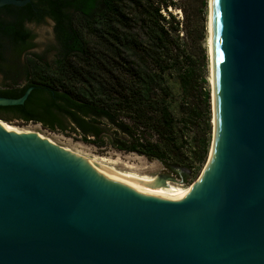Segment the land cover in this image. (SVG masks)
Returning a JSON list of instances; mask_svg holds the SVG:
<instances>
[{"label": "water", "instance_id": "95a60500", "mask_svg": "<svg viewBox=\"0 0 264 264\" xmlns=\"http://www.w3.org/2000/svg\"><path fill=\"white\" fill-rule=\"evenodd\" d=\"M211 45L215 152L194 190L0 124V264H264V0H211Z\"/></svg>", "mask_w": 264, "mask_h": 264}, {"label": "trees", "instance_id": "16d2710c", "mask_svg": "<svg viewBox=\"0 0 264 264\" xmlns=\"http://www.w3.org/2000/svg\"><path fill=\"white\" fill-rule=\"evenodd\" d=\"M174 0H31L1 6L7 13L0 66L17 54V76L6 75L0 96L23 104L0 106V118L70 131L85 143L198 169L206 162L211 92L205 69L207 0L183 20ZM186 13V12H185ZM192 15V17H191ZM199 16V23L193 20ZM50 17L56 56L41 63L27 22ZM8 38V39H9ZM12 68V66H11ZM199 170V169H198Z\"/></svg>", "mask_w": 264, "mask_h": 264}, {"label": "rangeland", "instance_id": "374dc122", "mask_svg": "<svg viewBox=\"0 0 264 264\" xmlns=\"http://www.w3.org/2000/svg\"><path fill=\"white\" fill-rule=\"evenodd\" d=\"M176 2V7L172 8V12L181 20L184 19L185 15L187 13H191L192 11L198 13L199 11L195 10V8H200L202 5L203 0H174ZM186 12V13H185ZM206 19V40L203 43V47H205V51L207 53V66L205 69V74L207 77V86L210 89V92L212 91L211 96V106H212V113H211V129L208 133V141H209V150H210V144L212 143V135H213V119H214V111H213V86L211 82V72H212V58L210 56V40H209V0H207V6L205 7L203 15ZM192 17V15H191ZM192 24L199 23L200 17L197 16ZM54 21L50 18H44L40 22H28L26 23V28L30 30L33 33V47L27 52V54H24L22 56V60L25 61V59L28 56L31 55H38L40 57L41 63H47L51 62L55 56H56V49H57V40L54 30ZM8 58L10 62L17 61V54L13 50L8 54ZM2 77L0 76V83H2ZM0 120L5 121L4 119L0 118ZM7 123L13 124L19 128L22 129H30L35 132L39 133H45L52 136H55L57 138H60L62 140H65L67 142H70L72 144H75L77 146H80L82 148H85L87 150H90L92 152H96L99 154L115 157L118 159L126 160V161H132V162H140V163H149V164H156L167 176L172 177L175 179V181L185 185L189 186L193 184L201 175L205 163H203L200 168L198 169H192V171L182 168V167H175V166H167L164 162L158 159H148L145 156L138 155L136 153H125L123 151H117L114 148L110 146L106 147H98L90 143H85L81 140L80 136L78 134L72 133L70 131H59V130H50L48 128H45L41 123H35V122H24L19 119H11L10 121H5ZM209 153V151H208ZM207 161V160H206Z\"/></svg>", "mask_w": 264, "mask_h": 264}, {"label": "bare ground", "instance_id": "6f19581e", "mask_svg": "<svg viewBox=\"0 0 264 264\" xmlns=\"http://www.w3.org/2000/svg\"><path fill=\"white\" fill-rule=\"evenodd\" d=\"M209 40H210V56L212 58V45H211V0H209ZM211 82H212V86H213V98H214V82H213V66H212V72H211ZM213 111L215 113V101L213 99ZM0 124L3 127H9V128H15V129H21V130H27V131H32L30 129H22L19 128L13 124L7 123L3 120H0ZM210 150L208 153V157H207V161L205 163L204 169L200 175V177L193 182V184L189 185V186H185L177 181H175V179H173L172 177L168 176L172 181H174L181 189H183L184 191L186 190H194L198 185L199 182L202 180V178H205L208 176L209 170H210V166L212 163V159H213V155L215 152V115H214V119H213V135H212V143L210 144Z\"/></svg>", "mask_w": 264, "mask_h": 264}, {"label": "flooded vegetation", "instance_id": "af4514ba", "mask_svg": "<svg viewBox=\"0 0 264 264\" xmlns=\"http://www.w3.org/2000/svg\"><path fill=\"white\" fill-rule=\"evenodd\" d=\"M0 8H2V7H0ZM7 15V13L6 12H4L3 10H2V12L0 13V18L1 17H4V16H6ZM46 18H50V17H46ZM51 19V18H50ZM52 20V19H51ZM28 23V22H27ZM25 27H26V24H25ZM5 28V25H3V26H0V41L2 42V44L3 43H5L4 41H7L6 42V44L7 43H11V41H12V39H10L9 37H7V36H1L2 35V33H3V29ZM27 29V28H26ZM30 31V30H29ZM31 32V31H30ZM31 34H32V37L30 38V43H31V47L29 48V49H27V51L24 53V54H27V52L33 47V38H34V36H33V33L31 32ZM9 38V39H8ZM23 54V55H24ZM22 55V56H23ZM21 59H22V57H21ZM18 61V60H17ZM17 61H14V62H10V60H8L7 61V63L8 64H6V65H8V69H6L5 68V65H3V67L2 66H0V76L2 77V80H3V82L2 83H0V86L1 85H3V83H4V79H5V77H6V75H10V74H13L14 76H17V75H19L18 74V71H17V66H16V64H17ZM11 66H12V68H11Z\"/></svg>", "mask_w": 264, "mask_h": 264}]
</instances>
